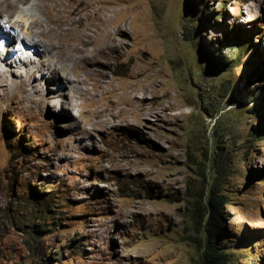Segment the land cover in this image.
Wrapping results in <instances>:
<instances>
[{"label": "rangeland", "instance_id": "374dc122", "mask_svg": "<svg viewBox=\"0 0 264 264\" xmlns=\"http://www.w3.org/2000/svg\"><path fill=\"white\" fill-rule=\"evenodd\" d=\"M116 1L124 47L82 72L80 94L41 72L43 44L29 70L19 52L0 62V264H203L216 181L223 264H260L264 0Z\"/></svg>", "mask_w": 264, "mask_h": 264}, {"label": "bare ground", "instance_id": "6f19581e", "mask_svg": "<svg viewBox=\"0 0 264 264\" xmlns=\"http://www.w3.org/2000/svg\"><path fill=\"white\" fill-rule=\"evenodd\" d=\"M69 2L77 4V7L72 11H68L67 7H69V5H66V7L63 3L58 2L57 0H0V18L10 23L8 21L9 16H16L17 14V18H15L16 22L14 21V24H10L18 30L17 32L16 30L8 31L7 38L9 36L14 37L12 38V41L16 38L18 45L25 51L34 50L37 52V55L39 54V46L43 44L44 47H46L47 52L51 55V59L49 58V61H45L41 64V72L44 75L46 74L52 80L60 81L61 84L66 82L72 86L75 93L80 94L82 89L79 84L84 85L87 81H80L82 72H84L89 66L94 67L91 69V73L97 72L95 68L99 66H102V68L109 66L107 60H109L112 54L117 53L124 47L123 42H120L119 38L124 36L123 33L125 27L122 10H110L113 5H118L119 2L116 0H69ZM52 9L56 11L55 15H52ZM37 12L42 14L45 19L38 17L36 14ZM106 12L110 14L107 16ZM85 19H87V22L89 23H86ZM251 20L253 19H250L247 22H250ZM33 29L36 30V32H34L35 34L31 33ZM21 30L28 36L25 37ZM30 34H32V38H30ZM44 36H47L48 39H42ZM24 39H26V42ZM33 39L34 43H32ZM88 46L93 47V51L90 53H88ZM9 50L7 57L12 56V53L18 52L15 51V49ZM32 64H34V62L30 56H27L24 59L19 58L16 62L18 68H28V70L29 66ZM96 74L97 73H95V75ZM26 75L27 77L29 75V71L27 70ZM103 75L104 74H99L100 77H103ZM134 78H136L135 74ZM0 80V82H7L8 78L4 73L0 72ZM17 88L22 95H27L29 91L27 80H22ZM126 88L128 92L124 87L122 88L125 91L122 90L123 93L122 97L120 96V101L122 104H125V106H131L130 108H132L131 103H133L132 101L134 99L129 92L132 87ZM150 88V84H141L133 87L131 90L132 93L144 91L143 94L145 96L142 97V99H144L147 98V92H150L153 96L154 91H150ZM120 101L118 100V102ZM122 104H120V106ZM105 105L108 106V104ZM110 108L111 106L109 105L107 109L109 110ZM114 109H117V107L114 106ZM124 112L129 113L125 107L118 109V113L124 114ZM150 114L151 110L148 109L145 115L146 117H149ZM125 115H127V113Z\"/></svg>", "mask_w": 264, "mask_h": 264}, {"label": "trees", "instance_id": "16d2710c", "mask_svg": "<svg viewBox=\"0 0 264 264\" xmlns=\"http://www.w3.org/2000/svg\"><path fill=\"white\" fill-rule=\"evenodd\" d=\"M246 49L245 47L240 49L236 60H239L241 52ZM237 67L238 65L234 68ZM263 132V130L258 129L252 136L257 140H262L260 138L262 137ZM219 188V183L217 181L216 183L214 182L208 202L204 206V220L202 225H200V231L202 232V237L205 243L203 264H223L225 261V254L223 249L220 248L221 246L219 247V240L224 231L223 206L227 202H225V198L217 191ZM260 264H264V261H261Z\"/></svg>", "mask_w": 264, "mask_h": 264}, {"label": "clouds", "instance_id": "9594fccd", "mask_svg": "<svg viewBox=\"0 0 264 264\" xmlns=\"http://www.w3.org/2000/svg\"><path fill=\"white\" fill-rule=\"evenodd\" d=\"M2 22H4L6 25H8V26H10L11 28H12V30H18L17 28H14V26H12L10 23H8V22H6L5 20H3L2 18H0V24L2 23ZM5 26H4V28L2 27V25H0V29H2V31L4 32V30H5ZM22 31V30H21ZM23 33H24V31H22ZM5 33H7V32H5ZM25 34V33H24ZM26 35V34H25ZM27 36V35H26ZM13 37H11V36H9L8 38H7V41H9V39H12ZM10 43V42H9ZM32 43H34V41H32ZM12 47H14V43L11 45V44H7V47L5 48V50H6V52L3 50V51H0V60H5V58H6V56L8 55V52L10 51L9 49H11ZM14 49H15V47H14ZM16 51H18L19 52V57L20 58H25V57H27V56H33V54L34 53H32V51L31 50H28V51H25V50H23V51H21V50H19V49H15ZM22 52V53H21ZM27 55V56H26ZM23 56H25V57H23ZM31 58V57H30ZM1 62V61H0Z\"/></svg>", "mask_w": 264, "mask_h": 264}]
</instances>
